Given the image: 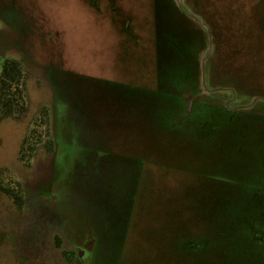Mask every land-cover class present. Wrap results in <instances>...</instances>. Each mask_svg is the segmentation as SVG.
<instances>
[{
	"label": "rangeland",
	"instance_id": "374dc122",
	"mask_svg": "<svg viewBox=\"0 0 264 264\" xmlns=\"http://www.w3.org/2000/svg\"><path fill=\"white\" fill-rule=\"evenodd\" d=\"M94 1L0 0V69L21 62L26 105L0 112V264H264V0H173L207 27L187 16L202 32L187 99L234 111L176 132L151 72L167 74L179 18ZM204 56L208 87L228 90L203 91Z\"/></svg>",
	"mask_w": 264,
	"mask_h": 264
},
{
	"label": "trees",
	"instance_id": "16d2710c",
	"mask_svg": "<svg viewBox=\"0 0 264 264\" xmlns=\"http://www.w3.org/2000/svg\"><path fill=\"white\" fill-rule=\"evenodd\" d=\"M92 2L89 0V3L95 6V1L92 0ZM161 5L165 13H171L175 20L179 18L174 30L165 35L161 42L163 50L162 59L167 74L165 76L157 75L156 81V67L153 72H151L153 73V80L151 81H155V84H158L161 90L164 89L166 92L169 91L168 94H161L158 97L160 101V114H157L161 123L165 122L164 124L170 128L169 130L176 132V130L183 129L182 127L185 126L186 123H190L194 114L199 115L205 112L207 113L208 111L217 112L219 110L230 113L234 112L229 110L228 107L218 106L211 103L209 100L203 99L196 101L193 104L192 111L187 114L189 110L187 97H196L201 92L198 60L200 40L198 35H202V32L199 25L189 19L186 14L174 4L173 0H163ZM192 26L194 27L193 30L190 29ZM148 40L153 42L150 45L153 46L154 34H152L151 37L149 36ZM155 50L154 46V52ZM142 56H146V54L142 53ZM150 56L154 58L156 54L152 55L150 52ZM158 57H160V55H157V58ZM173 64H177V66L175 67ZM21 68V62L16 60L5 59L2 63L0 72V112L4 111L6 117L11 116L14 111L22 112L26 110L20 88L23 79ZM166 104L168 105L167 110L163 107V105ZM167 111H171L168 113V116H166ZM40 137L41 132L38 133L36 130L32 131V140L37 141ZM27 144L28 143L25 141L21 148V155L24 161H30L35 152L32 144L26 147ZM13 189L10 191L8 190V194L13 195ZM15 198L18 201L17 205L21 207L24 202L22 196L18 194L15 195Z\"/></svg>",
	"mask_w": 264,
	"mask_h": 264
},
{
	"label": "water",
	"instance_id": "95a60500",
	"mask_svg": "<svg viewBox=\"0 0 264 264\" xmlns=\"http://www.w3.org/2000/svg\"><path fill=\"white\" fill-rule=\"evenodd\" d=\"M178 7L180 8V10L182 11V12H184L185 14H186V16H189L190 18H192L194 21H198L199 22V19H197V18H195V17H193V16H191V15H189V13H187V12H185L184 11V9L182 8V6L178 3ZM202 26H204V27H206L203 23H201V22H199ZM207 28V27H206ZM209 38H210V36H209ZM212 48V44L210 45V48L209 49H211ZM206 60H207V56H204L203 58H202V60H201V70H202V73H201V76H202V87H203V91H205V92H207V93H209V92H213V91H224V90H228V89H219V90H216V89H214V90H212V89H210L209 87H208V84H207V79H206ZM200 94L201 93H199V95L198 96H196V97H199L200 96ZM193 99L195 98V97H192ZM256 100H257V98L253 101V102H256ZM188 105H189V110H188V113L187 114H189L190 113V111H192V102H189V100H188ZM227 107H228V105H227Z\"/></svg>",
	"mask_w": 264,
	"mask_h": 264
},
{
	"label": "flooded vegetation",
	"instance_id": "af4514ba",
	"mask_svg": "<svg viewBox=\"0 0 264 264\" xmlns=\"http://www.w3.org/2000/svg\"><path fill=\"white\" fill-rule=\"evenodd\" d=\"M0 20H2L3 21V19L2 18H0ZM4 22V21H3ZM0 59H1V56H0ZM4 61V60H3ZM3 63V62H2ZM0 71H1V69H0ZM79 256H80V253H79Z\"/></svg>",
	"mask_w": 264,
	"mask_h": 264
}]
</instances>
